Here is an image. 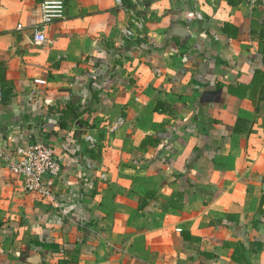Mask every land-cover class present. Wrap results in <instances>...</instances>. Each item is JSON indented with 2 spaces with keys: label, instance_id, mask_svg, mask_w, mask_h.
Listing matches in <instances>:
<instances>
[{
  "label": "crops",
  "instance_id": "1",
  "mask_svg": "<svg viewBox=\"0 0 264 264\" xmlns=\"http://www.w3.org/2000/svg\"><path fill=\"white\" fill-rule=\"evenodd\" d=\"M40 2L0 0V264H264V0H64L35 44Z\"/></svg>",
  "mask_w": 264,
  "mask_h": 264
},
{
  "label": "built area",
  "instance_id": "2",
  "mask_svg": "<svg viewBox=\"0 0 264 264\" xmlns=\"http://www.w3.org/2000/svg\"><path fill=\"white\" fill-rule=\"evenodd\" d=\"M64 9V0H41V19L33 25L35 44L45 42L47 27L63 16ZM22 27V24L18 25V28ZM61 169L62 162L56 156L55 147L45 141L32 142L19 148L15 158L9 163V170L22 179L25 190L42 197L53 195L47 180L58 175Z\"/></svg>",
  "mask_w": 264,
  "mask_h": 264
},
{
  "label": "water",
  "instance_id": "3",
  "mask_svg": "<svg viewBox=\"0 0 264 264\" xmlns=\"http://www.w3.org/2000/svg\"><path fill=\"white\" fill-rule=\"evenodd\" d=\"M185 33V28L181 24H176L173 29L170 31V34L178 35L182 37Z\"/></svg>",
  "mask_w": 264,
  "mask_h": 264
}]
</instances>
